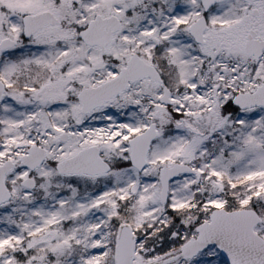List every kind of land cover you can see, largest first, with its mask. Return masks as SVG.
Listing matches in <instances>:
<instances>
[{
    "label": "snow or ice",
    "instance_id": "1",
    "mask_svg": "<svg viewBox=\"0 0 264 264\" xmlns=\"http://www.w3.org/2000/svg\"><path fill=\"white\" fill-rule=\"evenodd\" d=\"M0 264H264V0H0Z\"/></svg>",
    "mask_w": 264,
    "mask_h": 264
}]
</instances>
